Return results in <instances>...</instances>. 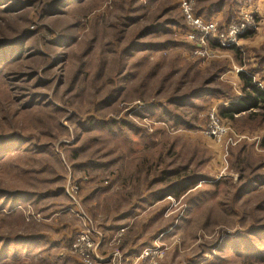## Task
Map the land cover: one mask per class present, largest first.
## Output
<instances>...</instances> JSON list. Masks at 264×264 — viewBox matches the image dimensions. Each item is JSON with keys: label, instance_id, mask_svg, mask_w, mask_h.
I'll list each match as a JSON object with an SVG mask.
<instances>
[{"label": "rangeland", "instance_id": "1", "mask_svg": "<svg viewBox=\"0 0 264 264\" xmlns=\"http://www.w3.org/2000/svg\"><path fill=\"white\" fill-rule=\"evenodd\" d=\"M182 1L0 0V264H264V122L203 133L264 89V0H221L256 26L208 58Z\"/></svg>", "mask_w": 264, "mask_h": 264}, {"label": "built area", "instance_id": "2", "mask_svg": "<svg viewBox=\"0 0 264 264\" xmlns=\"http://www.w3.org/2000/svg\"><path fill=\"white\" fill-rule=\"evenodd\" d=\"M180 7L186 24V37L194 48V55L200 58H208L211 42L214 41L223 48L237 45L240 37L256 26L253 13H240L233 21L218 27V21L199 17L190 1H182ZM230 129L229 122L221 118L217 112L212 110L207 114L203 133L208 137L219 139Z\"/></svg>", "mask_w": 264, "mask_h": 264}, {"label": "trees", "instance_id": "3", "mask_svg": "<svg viewBox=\"0 0 264 264\" xmlns=\"http://www.w3.org/2000/svg\"><path fill=\"white\" fill-rule=\"evenodd\" d=\"M222 1L220 0L219 3L214 4L213 7L205 8L206 11L203 12V17L208 18L212 13H217L220 11V5ZM212 9V10H210ZM198 14V12H196ZM211 19V18H208ZM234 20V19H233ZM231 20V21H233ZM230 22V21H229ZM228 23V22H227ZM216 44V42H212ZM217 45V44H216ZM230 48V47H229ZM233 48V47H231ZM239 78L242 81L241 85V91L242 96L239 97L236 101H231L227 105H221L218 108V114L228 121H234L237 117L242 116L246 112H251V116L258 117L260 119V122H264V89L257 86L253 81L252 77L248 76L246 74L240 73ZM214 90H207V92L213 93ZM199 95L197 94H191L190 97L197 98ZM258 112V113H256ZM261 145H264V141L261 142ZM264 167V160H260L255 166V170L263 169ZM257 178H261V175H256ZM258 180V179H257Z\"/></svg>", "mask_w": 264, "mask_h": 264}, {"label": "crops", "instance_id": "4", "mask_svg": "<svg viewBox=\"0 0 264 264\" xmlns=\"http://www.w3.org/2000/svg\"><path fill=\"white\" fill-rule=\"evenodd\" d=\"M218 14V13H217ZM240 135V134H239ZM242 136V138H247L246 136H244V135H241ZM241 136H237L238 138H240ZM264 136H262V138H263ZM256 147H259L257 144L255 145ZM261 148H263L264 149V145H261L260 146ZM254 148V147H253Z\"/></svg>", "mask_w": 264, "mask_h": 264}]
</instances>
